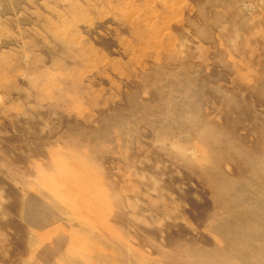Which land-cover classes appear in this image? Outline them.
Listing matches in <instances>:
<instances>
[{
	"label": "rangeland",
	"instance_id": "1",
	"mask_svg": "<svg viewBox=\"0 0 264 264\" xmlns=\"http://www.w3.org/2000/svg\"><path fill=\"white\" fill-rule=\"evenodd\" d=\"M0 264H264V0H0Z\"/></svg>",
	"mask_w": 264,
	"mask_h": 264
}]
</instances>
